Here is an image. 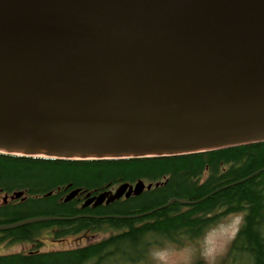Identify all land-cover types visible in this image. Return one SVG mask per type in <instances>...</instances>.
<instances>
[{
    "label": "water",
    "instance_id": "water-1",
    "mask_svg": "<svg viewBox=\"0 0 264 264\" xmlns=\"http://www.w3.org/2000/svg\"><path fill=\"white\" fill-rule=\"evenodd\" d=\"M262 141L264 0H0V152L150 157ZM151 187L121 183L82 206Z\"/></svg>",
    "mask_w": 264,
    "mask_h": 264
},
{
    "label": "trees",
    "instance_id": "trees-1",
    "mask_svg": "<svg viewBox=\"0 0 264 264\" xmlns=\"http://www.w3.org/2000/svg\"><path fill=\"white\" fill-rule=\"evenodd\" d=\"M138 180L158 185L109 204L80 206L87 193ZM73 189L79 194L64 201ZM15 191L26 197L0 203V224L35 216L62 219L0 231V244H31L26 251L0 254V264H155L152 250L192 242L230 213L243 218L226 259L264 264V141L150 157L66 159L0 152V192ZM49 228L54 240L78 235L85 242L42 251V234ZM100 232L105 236L95 237Z\"/></svg>",
    "mask_w": 264,
    "mask_h": 264
},
{
    "label": "rangeland",
    "instance_id": "rangeland-1",
    "mask_svg": "<svg viewBox=\"0 0 264 264\" xmlns=\"http://www.w3.org/2000/svg\"><path fill=\"white\" fill-rule=\"evenodd\" d=\"M243 214H226L216 224L208 228L201 237L185 245L167 243L160 248L152 250L150 257L155 264H241L235 257L234 261L226 259V253L231 240L238 231ZM103 232L94 234L95 237H103ZM42 250L50 251L75 246L84 243L85 237L67 235L63 240H53V229L49 228L42 234ZM29 243H14L0 245V254L26 251ZM242 259V258H241ZM228 261V262H227Z\"/></svg>",
    "mask_w": 264,
    "mask_h": 264
},
{
    "label": "bare ground",
    "instance_id": "bare-ground-1",
    "mask_svg": "<svg viewBox=\"0 0 264 264\" xmlns=\"http://www.w3.org/2000/svg\"><path fill=\"white\" fill-rule=\"evenodd\" d=\"M19 243V242H18Z\"/></svg>",
    "mask_w": 264,
    "mask_h": 264
}]
</instances>
